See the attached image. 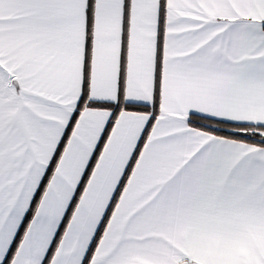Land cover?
I'll use <instances>...</instances> for the list:
<instances>
[{"label":"snow or ice","instance_id":"snow-or-ice-1","mask_svg":"<svg viewBox=\"0 0 264 264\" xmlns=\"http://www.w3.org/2000/svg\"><path fill=\"white\" fill-rule=\"evenodd\" d=\"M0 264H264V0H0Z\"/></svg>","mask_w":264,"mask_h":264}]
</instances>
